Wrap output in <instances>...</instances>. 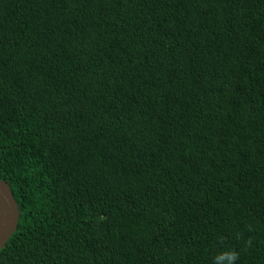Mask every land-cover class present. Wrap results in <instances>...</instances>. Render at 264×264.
Masks as SVG:
<instances>
[{
	"label": "trees",
	"instance_id": "trees-1",
	"mask_svg": "<svg viewBox=\"0 0 264 264\" xmlns=\"http://www.w3.org/2000/svg\"><path fill=\"white\" fill-rule=\"evenodd\" d=\"M0 181V264H264V0H0Z\"/></svg>",
	"mask_w": 264,
	"mask_h": 264
},
{
	"label": "water",
	"instance_id": "water-1",
	"mask_svg": "<svg viewBox=\"0 0 264 264\" xmlns=\"http://www.w3.org/2000/svg\"><path fill=\"white\" fill-rule=\"evenodd\" d=\"M18 209L16 202L4 181H0V248H2L17 227Z\"/></svg>",
	"mask_w": 264,
	"mask_h": 264
},
{
	"label": "clouds",
	"instance_id": "clouds-1",
	"mask_svg": "<svg viewBox=\"0 0 264 264\" xmlns=\"http://www.w3.org/2000/svg\"><path fill=\"white\" fill-rule=\"evenodd\" d=\"M247 245H251V240L247 241ZM239 253L235 250H227L218 253L212 259V264H237Z\"/></svg>",
	"mask_w": 264,
	"mask_h": 264
}]
</instances>
